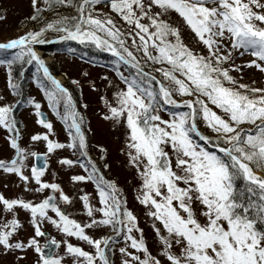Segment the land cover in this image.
<instances>
[{"label": "snow or ice", "instance_id": "1", "mask_svg": "<svg viewBox=\"0 0 264 264\" xmlns=\"http://www.w3.org/2000/svg\"><path fill=\"white\" fill-rule=\"evenodd\" d=\"M31 3L34 12L28 19L37 27L0 41V66L17 96L25 69L32 66L30 79L67 125L68 141L58 143L45 133L31 139L43 137L49 152L65 146L77 149L85 159L62 158V162L85 169L88 175L71 179L92 181L99 206L84 194L80 200L87 223L71 218L52 194L60 185L41 179L43 167L33 163L31 175L24 173L26 149L18 143L15 105L0 104V126L10 133L9 145L15 152L10 159H0V169L16 174L26 190H31L30 180L38 185L34 191L52 190L35 202L0 194L3 209L11 214L0 226V250L18 251L22 258L31 248L37 254L33 264H68L63 257L69 255L70 264H114L110 254L122 238L119 264H264V87L239 82L230 74L240 70L235 57L246 53L253 59L245 66L264 72V0H105L111 14L97 7L101 0ZM57 6L73 12L60 14L53 11ZM46 9L53 18L43 16ZM173 12L203 51L184 42L179 25L170 20ZM49 31L56 42L73 41L112 55V70L124 86L112 93L114 104L101 97L108 109L102 115L126 126L127 162L141 179L136 199L152 218L157 254L147 246L122 189L88 158L84 118L69 88L34 48L47 42ZM71 82L79 87V81ZM21 102L34 105L37 122L52 131L38 102L32 97ZM201 124L210 133L205 134ZM59 200L68 202L70 197L60 190ZM17 207L30 214L33 234L23 239ZM45 222L65 238L45 239L42 245L38 238L49 236ZM98 225L110 228L111 234L94 237L86 231ZM67 237L86 242L92 250ZM61 244L63 255L50 247Z\"/></svg>", "mask_w": 264, "mask_h": 264}, {"label": "rangeland", "instance_id": "2", "mask_svg": "<svg viewBox=\"0 0 264 264\" xmlns=\"http://www.w3.org/2000/svg\"><path fill=\"white\" fill-rule=\"evenodd\" d=\"M44 3V0H37V6ZM103 12H109L111 10L106 6L105 0H101V3L97 5ZM57 6L53 11L60 14L72 13L73 9L63 8ZM34 12L31 0H0V41H4L7 38L15 37L24 31L29 29H35L37 22L28 19ZM45 18H53L52 11L45 10L43 12ZM170 20L179 25L182 36L186 39L185 43L190 47L198 48L203 51L202 45H198L193 41L190 29H188L183 23L181 18L176 13H171ZM54 33L46 32L45 37L47 42L43 44H36L34 48L45 59L46 64L50 67V70L56 76L61 83L68 87L74 102L76 104L77 111L83 116L84 123L82 129L86 133L88 158L94 161L100 172L106 179H110L116 183V185L122 189L124 198L127 201V207L137 216L138 225L143 230L147 246L153 252L158 253V241L155 237V233L151 228L152 218L147 216L146 206L141 204L136 199L140 189L139 185L141 179L136 173L134 167L128 164L127 153L129 151L126 139V126L121 120L120 122L114 121L111 117L105 118L103 114H107V107L105 101L101 97H106L107 100L114 104L112 93L117 87H123L124 85L118 81L115 74L102 67L92 66L91 64L84 63L75 57L74 52L76 48L71 43L66 42L68 48H73V52H62L60 43H56L53 39ZM51 42V44H50ZM78 44L73 42L72 44ZM58 44V45H57ZM38 45H42L39 48ZM65 46V47H66ZM102 52V51H101ZM107 53V52H104ZM110 54V53H107ZM253 59L250 54H244L242 56H236L234 62L241 64V72L230 71L239 82L242 81L246 84H252L255 87H259V84L263 83L264 72L257 69L254 66H245L244 62ZM241 62V63H238ZM32 72V66L25 69L21 83V95H14L10 88L7 86L6 69L4 66H0V104L10 103L15 105L13 114L16 119L17 127L20 131L18 137V143L21 147L26 149L25 161L23 171L26 175H31V166L34 163L33 155L31 153H39L45 155V168L41 179L49 183L55 182L60 185V189L52 193L51 189H43L42 191H34L38 188L35 180H30L29 189L26 190L22 181L14 173H7L0 169V194L6 198H19L23 197L35 202L37 199H42L45 196L52 193L57 197L58 206L65 210V212L78 221L87 223L88 216L82 211L83 202L80 197L87 194L91 199L90 203L99 206L97 190L94 188L92 181H74L71 179L73 175H88L85 169L81 168L78 164L68 165L62 162V158L76 159L80 157V153L75 148H54L51 152L47 149V142L43 137H39L37 140H32L31 137L37 133H45L49 139H52L61 144H67L68 135L65 132L67 125L59 118L51 108L49 102L45 97L43 91L39 86L30 79ZM18 74V68L16 69ZM105 76L107 79H105ZM75 79L79 81V87L74 85L71 81ZM111 80L112 84L109 85L108 81ZM245 81V82H244ZM93 83L95 87H92ZM32 97L39 103L40 107L38 111L45 113L47 120L52 124V131L49 132L47 127L38 123V116L36 115L37 109L34 105L21 102L22 99ZM178 99L179 97L175 96ZM184 98V97H183ZM181 99V98H180ZM61 114H62V106ZM167 118L164 112L160 113ZM68 123H71V118ZM201 130L208 134V128L200 125ZM8 133L2 126H0V159H10L15 155L14 150L9 145ZM101 157L103 159H101ZM85 159L84 157H80ZM103 164H107L108 167L104 168ZM91 183V184H90ZM63 190L66 195L70 197L68 202L59 200V191ZM50 215H55L49 210ZM10 213L3 209L2 203H0V226H2L10 218ZM99 215V213H96ZM17 217L22 222V227L19 229L20 238H26L28 235H32V227L30 221V214L17 207ZM44 229L48 232L49 236L39 237L40 243L43 245L45 239L55 238L57 240L64 239V234L60 233L55 227L49 223H44ZM86 231L94 237L100 235L111 234L110 228L102 225L97 227H89ZM139 237L140 233H135ZM67 239L86 250H92L91 247L84 241L79 240L76 237H67ZM122 238L119 239L117 247L114 248L110 254V258L114 261V264H119V252L118 247L123 245ZM51 247V246H50ZM49 250V247H45ZM63 244L55 246L53 249L57 254L63 255ZM36 253L29 248L26 250L25 255L20 258L18 251H9L5 253L0 250V264H33L36 257ZM68 264L73 259L71 255L63 257ZM163 259V257H161Z\"/></svg>", "mask_w": 264, "mask_h": 264}, {"label": "trees", "instance_id": "3", "mask_svg": "<svg viewBox=\"0 0 264 264\" xmlns=\"http://www.w3.org/2000/svg\"><path fill=\"white\" fill-rule=\"evenodd\" d=\"M63 8L64 7H61L60 10H58V11L64 10ZM182 38L185 42L186 39L183 36H182ZM67 43H71L70 45H73L76 48V51L74 52V54H75V57L78 58L79 60H82L84 62L93 64V65L103 66L105 68L112 70V67H111L112 55L98 51V50H95L94 48H91V47L85 48L79 44H75V43L72 44V41H67ZM65 46H66V42H63L60 45L59 49H61L62 52L66 53L68 50V46H66V47ZM238 63H241V62H238ZM238 65H240V72H241V69H243V68H242L241 64H238ZM232 71H237V70H232ZM14 72H16V69H14ZM239 77L241 78V82L243 83L242 77L241 76H239ZM259 87H264V80H263L262 84H259ZM177 97H179L178 99L182 98L180 96H177ZM184 98H187V97H184ZM73 100H74V98H73ZM179 110H183V107L181 106ZM202 126H204V125H202ZM208 131L210 133L211 130L208 129Z\"/></svg>", "mask_w": 264, "mask_h": 264}, {"label": "water", "instance_id": "4", "mask_svg": "<svg viewBox=\"0 0 264 264\" xmlns=\"http://www.w3.org/2000/svg\"><path fill=\"white\" fill-rule=\"evenodd\" d=\"M43 118H47L45 113H43ZM33 160H34V163L37 164V166L45 168L46 163H45V155L44 154H40V156H33ZM62 210H64V209H62ZM51 248L53 250L55 248V245L51 246ZM44 250L48 251L46 249H44Z\"/></svg>", "mask_w": 264, "mask_h": 264}, {"label": "bare ground", "instance_id": "5", "mask_svg": "<svg viewBox=\"0 0 264 264\" xmlns=\"http://www.w3.org/2000/svg\"><path fill=\"white\" fill-rule=\"evenodd\" d=\"M39 48H42L41 46Z\"/></svg>", "mask_w": 264, "mask_h": 264}, {"label": "flooded vegetation", "instance_id": "6", "mask_svg": "<svg viewBox=\"0 0 264 264\" xmlns=\"http://www.w3.org/2000/svg\"><path fill=\"white\" fill-rule=\"evenodd\" d=\"M2 170V169H1ZM3 171V170H2Z\"/></svg>", "mask_w": 264, "mask_h": 264}]
</instances>
